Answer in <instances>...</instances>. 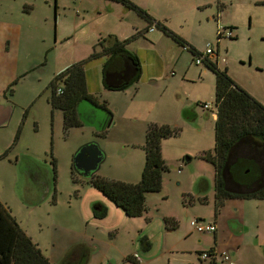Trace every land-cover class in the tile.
Here are the masks:
<instances>
[{
  "label": "rangeland",
  "instance_id": "374dc122",
  "mask_svg": "<svg viewBox=\"0 0 264 264\" xmlns=\"http://www.w3.org/2000/svg\"><path fill=\"white\" fill-rule=\"evenodd\" d=\"M91 1L96 8L86 13L76 6L71 11L60 9V37L70 35L57 53L72 55L76 64L89 58L101 38L129 39L137 34L127 49L141 63V79L125 91H108L102 82L106 59L86 64L89 94L105 102L112 114V124L107 128L108 116L105 133L98 135L85 125L65 130L63 112L54 113L48 105L51 90L47 87L61 68L58 59L30 69L13 88L14 95L8 94L10 120L0 127V202L44 256L58 258L57 250L65 254L56 264L70 250L83 247L90 255L88 264H136L135 254L141 258L138 264H188L193 258L185 250L196 244L193 239L200 234L185 240L188 222L197 215L202 219L207 214V218L213 211L211 203L203 206L200 202L202 198L212 200L215 192V169L201 155L214 153L216 115L215 75L206 65H196L197 57L193 58L190 50L205 52L211 45L214 54L219 51V66L227 67L229 75L245 83L264 102V40L260 37L264 15L251 21L248 5L254 7L258 0L139 2L146 12L151 9L161 18L154 21L184 41L182 47L159 27L146 33L148 22L122 2ZM61 2L74 5L73 0ZM52 7L46 11L56 31ZM233 23L239 26L237 37L220 38L219 30L230 29ZM87 42L93 45L87 46ZM206 104L210 108H205ZM151 124L168 126L176 134L160 144L166 166L161 191L147 194L144 214L130 218L93 186V178L139 182L145 167L146 131ZM88 144L98 145L104 160L96 172L83 176L75 169L73 157ZM29 160L33 164L27 169L40 167L43 172L37 184L29 171L27 175L24 172ZM97 202L107 208L103 221L94 220L93 205ZM257 202L246 203L248 219L254 212L247 227L253 226L261 211L264 214V200ZM232 210L236 212L237 207L232 205ZM169 218L179 221L180 228L169 231ZM252 230L257 231L256 223ZM147 236L153 245L151 258L141 247ZM246 236L255 243V234ZM257 244H264V225ZM240 251L246 253L245 249ZM260 253V263L264 264V249Z\"/></svg>",
  "mask_w": 264,
  "mask_h": 264
},
{
  "label": "trees",
  "instance_id": "16d2710c",
  "mask_svg": "<svg viewBox=\"0 0 264 264\" xmlns=\"http://www.w3.org/2000/svg\"><path fill=\"white\" fill-rule=\"evenodd\" d=\"M116 1L136 11L148 22L146 33L152 27H159L185 47L184 41L161 22L154 21L143 9L128 0ZM137 36L136 34L124 41L115 36L101 38L97 44L98 50L95 47L87 60L71 65L53 78L48 87L51 90L48 101L53 111L63 112L65 130L84 125L77 111L83 100L105 110L110 117L107 128L112 124V114L106 103L100 102L88 92L85 66L91 60L104 57V88L117 92L129 89L142 76L139 59L127 49V45ZM190 53L193 58L203 55L195 49H191ZM206 60L202 64L215 75V148L214 153L206 151L201 157L215 169V205L219 207L225 200L234 198L264 200V105L238 87L226 70ZM105 131L106 129L96 131V134L103 135ZM175 134L176 131L168 126L149 125L144 145L145 167L140 181L120 182L95 175L93 186L109 202L122 209L126 216H142L146 211V195L160 192L163 187L166 166L161 156V141ZM32 164L30 160L26 162L24 171H29L27 167ZM201 188H204V183H201ZM200 202L206 204L207 198H202ZM93 211L97 221L102 218L104 220L107 215V208L102 203L94 204ZM169 223L167 219V224ZM152 246L148 236L141 240L145 253H149ZM87 252L85 247L72 249L60 264H86L89 257ZM140 261L135 260L136 264ZM0 264H55L43 255L1 202Z\"/></svg>",
  "mask_w": 264,
  "mask_h": 264
},
{
  "label": "crops",
  "instance_id": "0c3cea01",
  "mask_svg": "<svg viewBox=\"0 0 264 264\" xmlns=\"http://www.w3.org/2000/svg\"><path fill=\"white\" fill-rule=\"evenodd\" d=\"M106 1L113 2V0ZM128 1L145 11L143 8L144 6L139 4V2L143 0ZM73 2L74 5L71 6L62 3L61 0H53V2L51 0H0V127L10 120L12 109H10L11 103L8 94L11 93L14 95L16 90L13 88L19 84L21 79L27 77L30 69L36 70L40 67L48 65L53 60V62H55L56 59H58L60 61L59 63L61 67L59 71L62 72L77 61V58L70 54L57 53L60 46L67 39H69V37L66 36L68 34H63V36L60 37V9L62 8L64 11H71L72 7L76 6V9L78 8L80 11L86 13L89 9H91V7L96 8V6L91 0H73ZM253 3L255 8L248 5L251 21L253 18H256L259 15H264V0H258ZM52 4L54 5L55 22L57 25V28L55 29L56 31H54V27L50 21L49 13L46 11L50 8H53ZM146 13L152 19L157 21L161 20L159 16H154L152 14L151 9ZM238 27L239 26H237V24H231L230 29H232L234 33V38L237 37L235 35H237L239 32ZM154 32L155 30L149 31L148 33ZM260 37H262L264 40V26L263 33L260 35ZM116 38L120 41L127 39L121 38L120 36H116ZM86 45L88 46L93 44H88L87 42ZM85 49L88 50V47ZM211 50L212 54L207 57L206 62L212 61V63H215L218 68L226 70L229 74L227 67L222 68L218 64L219 51L217 54H214L212 48ZM199 52H201V54L204 53L203 51ZM53 54L55 55L53 56ZM230 77L238 85V87H240L245 92L248 91L251 94V97L257 99V101L259 100V102L263 103L264 105V102H262V100H260L254 94V92L250 91L244 85L245 83L242 84L243 82L241 83L238 78L232 77L231 75ZM48 105L50 106L49 101ZM215 119L216 115L214 117V120ZM25 174L27 175L26 172ZM254 200L256 199H227L219 207H217L215 205L216 201L214 200V195L212 200L207 198V203H211L213 205L212 213L207 218L205 216L207 214L202 215V219L199 215H197L196 218H192L191 221L194 219H199L205 223H214L217 226V231L213 234H199L193 239L194 234L197 232L192 229L190 225L191 221L188 222L189 225L185 234V240L193 239L194 243H196L190 249L185 250V253H188V256H192L193 258L188 261V264H225L222 262L220 253H230V255H228L231 257L234 264H261L260 260H262V253H260V250L264 249V244L258 245L257 241L260 237L261 225H264V214L262 211L258 215V219H255L254 221V223H256L257 231L254 232L252 230L254 229V223L251 228L247 227L248 221L254 218V212L250 213V217L248 219L246 215V203H258L257 200ZM211 204H204L203 206H212ZM232 205L237 207L236 212L232 210ZM168 220L170 223L166 225L168 226L169 231L180 228L181 224L175 218H169ZM249 232H252L256 235L254 239L255 243L250 242L246 236ZM104 246H107V244ZM241 249H245L246 253L241 254ZM249 249L253 250L250 251ZM57 252L58 258H53L51 254L48 256L49 260L55 264L65 255H63V252L58 250ZM204 252H212V260L207 262L202 261L199 258V254ZM147 256L151 258L154 256V254L151 251L147 254ZM74 260L76 259L74 258ZM89 261L90 255L86 264H88Z\"/></svg>",
  "mask_w": 264,
  "mask_h": 264
},
{
  "label": "water",
  "instance_id": "95a60500",
  "mask_svg": "<svg viewBox=\"0 0 264 264\" xmlns=\"http://www.w3.org/2000/svg\"><path fill=\"white\" fill-rule=\"evenodd\" d=\"M77 111L80 121L85 126L92 127L95 131L103 129V125L108 117L105 110L87 100H83L78 105ZM103 160L104 155L99 146L88 144L80 148L73 157V165L77 171L82 172L84 176H88L97 171ZM185 161L189 162L190 158L185 159Z\"/></svg>",
  "mask_w": 264,
  "mask_h": 264
},
{
  "label": "built area",
  "instance_id": "2783aa9c",
  "mask_svg": "<svg viewBox=\"0 0 264 264\" xmlns=\"http://www.w3.org/2000/svg\"><path fill=\"white\" fill-rule=\"evenodd\" d=\"M76 1V0H74ZM155 27L150 28L149 31H154ZM219 37L220 38H227L229 39H233L234 38V33L232 30L230 29H220L219 30ZM212 54V50L210 48V45L207 46L205 52L203 53L202 56L197 57V60L195 61L196 65L202 64L209 55ZM61 90H59L60 92ZM205 108H210V105H205ZM190 225L192 227V229L200 234H213L217 231V226L214 223H205L199 219H194L190 222ZM213 253L212 252H204L202 253L199 257L201 260L203 261H210L212 260ZM220 257L222 259V262L225 264H234V262L232 261L231 257L226 254V253H220ZM134 260L136 261H140L141 258L138 255H134L133 256Z\"/></svg>",
  "mask_w": 264,
  "mask_h": 264
},
{
  "label": "flooded vegetation",
  "instance_id": "af4514ba",
  "mask_svg": "<svg viewBox=\"0 0 264 264\" xmlns=\"http://www.w3.org/2000/svg\"><path fill=\"white\" fill-rule=\"evenodd\" d=\"M40 167H36L35 168V170L34 171H30L29 169V173L30 174H28L31 178H32V176L34 177V179H33V183L34 184H37V183H39V181H40V179L43 177V172L39 169ZM78 172H80V171H78ZM81 173V175H83V173L82 172H80ZM90 175V174H89ZM88 175V176H89ZM84 176V175H83ZM33 191V193H37V191L36 190H32ZM202 253H200L199 254V256L201 255ZM200 258V257H199ZM203 261V260H202ZM207 262V261H206Z\"/></svg>",
  "mask_w": 264,
  "mask_h": 264
}]
</instances>
